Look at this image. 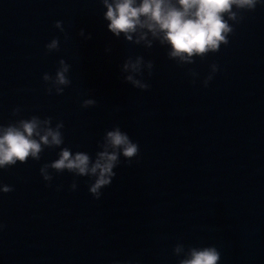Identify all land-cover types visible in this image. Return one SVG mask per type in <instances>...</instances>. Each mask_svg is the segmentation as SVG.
Wrapping results in <instances>:
<instances>
[{
	"label": "water",
	"instance_id": "1",
	"mask_svg": "<svg viewBox=\"0 0 264 264\" xmlns=\"http://www.w3.org/2000/svg\"><path fill=\"white\" fill-rule=\"evenodd\" d=\"M106 10L101 0H0V124L62 120L61 147L93 157L118 125L140 149L130 164L120 157L99 199L88 177L66 171L46 186L39 168L59 148L0 169L14 189L0 193V264H176L178 242L214 245L218 264H264V5L242 13L228 45L183 66L156 40L114 36ZM53 36L59 50L45 54ZM137 56L153 61L151 76L131 73L147 90L124 79ZM60 58L71 84L48 94L42 75L54 76ZM211 63L219 70L204 87ZM86 98L97 103L82 108Z\"/></svg>",
	"mask_w": 264,
	"mask_h": 264
},
{
	"label": "clouds",
	"instance_id": "2",
	"mask_svg": "<svg viewBox=\"0 0 264 264\" xmlns=\"http://www.w3.org/2000/svg\"><path fill=\"white\" fill-rule=\"evenodd\" d=\"M106 12L103 18L108 21L107 29L116 37L123 34L127 41L140 44L144 41L147 48H152L153 40L161 46H166V55L176 61L177 65L195 63V58L204 60L210 53H216L222 45L229 44V36L235 31V25L243 19L242 13L255 11L258 5H264V0H101ZM54 27L64 33L62 22L54 21ZM133 33L136 38L133 40ZM151 35L152 39L147 37ZM79 36H85L80 29ZM86 39H91L89 33ZM46 53L58 51L59 37L53 36L45 45ZM58 67L54 76L48 72L43 73L42 80L45 92L62 94L64 88L71 84L68 73L70 65L63 58L58 60ZM142 67L147 68V75H152L153 61H145L142 56H137L135 61L129 59L122 65V71L129 72L124 77L135 88L147 90L150 84L145 80L136 79L131 73H142ZM210 71L203 78L202 84L207 87L213 75L219 70L216 63L209 65ZM188 74L195 78L198 73L188 69ZM195 83V79L192 80ZM96 100L86 98L81 101V107L94 106ZM20 109L14 108L13 115H19ZM53 118L31 115L20 118L7 124H0V169L8 168L19 163H27L29 159L39 161L41 153L47 149L59 148L57 158L43 163L39 168L46 186H50L53 172L60 174L71 173L74 177H88L89 193L99 199L102 189L109 186L116 175L114 168L120 163V157L126 163H131L140 153L139 145L134 142L127 132L122 131L118 125L104 131L98 141V151L95 156H90L85 151L73 152L64 144L62 129L64 123L57 120L52 124ZM51 170V171H50ZM94 178V179H93ZM57 185V190H60ZM75 179L69 185L70 190H75ZM13 186L0 182V193L13 191ZM4 227L0 224V230ZM183 243H176L172 252L179 257L184 252V257L179 258L176 264H218L221 256L214 245L187 246L185 251ZM113 264H120L115 261Z\"/></svg>",
	"mask_w": 264,
	"mask_h": 264
}]
</instances>
